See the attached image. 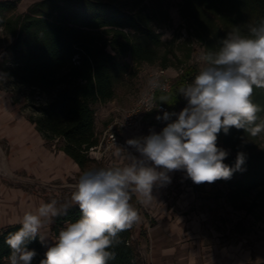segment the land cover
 Instances as JSON below:
<instances>
[{
	"label": "trees",
	"instance_id": "obj_1",
	"mask_svg": "<svg viewBox=\"0 0 264 264\" xmlns=\"http://www.w3.org/2000/svg\"><path fill=\"white\" fill-rule=\"evenodd\" d=\"M184 2L190 19L201 30L206 53L216 51L234 28L246 32L249 26L264 22V0ZM16 9V2L0 3V32L12 40L7 50L16 56L12 65L7 60L0 63V77L11 84L6 91L13 105L25 102L21 112L26 119L45 140L62 141L58 150L84 171L90 163V150L99 142L95 106L115 99L131 64L160 63L163 70L168 69L169 54L161 51L165 43L150 25L149 15L124 11L113 0H41L24 14L16 15ZM192 80L191 72L185 71L170 94H157L158 102L180 105L184 97L179 88ZM2 82L0 79V87ZM162 95L169 97L168 103L159 101ZM253 99L264 109V89H255ZM258 116V123L264 121V111ZM218 135L234 153L225 164L234 167L237 153L245 154L237 185L245 183L246 188L264 193V148L258 144L259 135L253 137L236 128ZM132 202L136 203L135 198ZM80 215L78 206L69 207L66 214L55 217L53 233L58 235L67 222H75ZM20 227L0 228V264L11 253L5 243L7 235ZM119 236L121 242L113 249L115 258L109 264H145L132 229ZM27 247L37 253L32 264H39L47 251L44 242L37 237Z\"/></svg>",
	"mask_w": 264,
	"mask_h": 264
},
{
	"label": "clouds",
	"instance_id": "obj_2",
	"mask_svg": "<svg viewBox=\"0 0 264 264\" xmlns=\"http://www.w3.org/2000/svg\"><path fill=\"white\" fill-rule=\"evenodd\" d=\"M203 61L194 79L179 88L186 106L179 113L164 111L156 117L171 122L159 133L150 130L147 136L127 141L139 157L127 154L124 166L83 171L73 185L70 204L53 199L23 214L19 230L5 239L11 249L8 264H32L37 253L28 243L37 237L43 242L42 229L72 205L79 207L80 218L59 230L39 264H109L121 242L119 234L141 219L132 194L140 204H149L155 199L153 187L170 183L168 173L174 170H183L197 185L228 180L242 170L245 154L237 153L234 167L225 164L229 152L218 147V134L231 128L253 137L264 132V121L258 123L264 109L253 99L255 89H264V22L246 32L234 28ZM149 83L154 90L162 87L158 80ZM155 99H146L145 111L158 107ZM168 99L159 97L167 103Z\"/></svg>",
	"mask_w": 264,
	"mask_h": 264
},
{
	"label": "rangeland",
	"instance_id": "obj_3",
	"mask_svg": "<svg viewBox=\"0 0 264 264\" xmlns=\"http://www.w3.org/2000/svg\"><path fill=\"white\" fill-rule=\"evenodd\" d=\"M39 1L41 0H0V3L16 2L15 14L19 15L26 13L30 6ZM113 1L124 11H143L149 15L150 25L160 34L165 43L161 49L162 53L169 54L171 66L166 70H168V77L171 78L174 87L185 71H190L191 77L194 79L203 67V57L207 51L199 37L201 30L190 19V15L185 9L184 0ZM11 43L12 40L5 38L0 32V63L7 60L9 65H12L15 61L16 56L7 50ZM131 65L130 72L116 89V98L121 106L129 108L134 106L144 95L151 76L162 69L160 63ZM0 79L3 81L1 90L6 91L8 87H11L7 79L2 77ZM182 104L176 107L166 105L170 109L174 107L181 111ZM24 105L25 102L14 107L22 116L24 114H22L21 108ZM97 109L96 105V113ZM24 111L30 110L24 109ZM161 122L166 125L168 123L163 120ZM258 144L260 149L264 148V132L259 134ZM61 145H63L62 141L49 143L50 147L58 148ZM217 145L228 150L229 155L224 163H229L231 155L234 153L223 144L219 135ZM2 157L7 165V161L11 159V147L6 140L0 138V158ZM99 167L105 166L92 168L91 165L87 166L88 170ZM238 171L237 175L223 183L197 185L187 178L186 173L182 170L180 175L184 173L182 176L184 182H176V185L178 188L186 185L180 190L187 191L186 189L189 188L192 194L191 201L187 203L188 206L183 211L186 216H192V220L197 224L196 234L206 246L227 249L231 255L236 253L244 255L246 264H264V193L258 194L257 190L246 188L245 183L238 186L237 183L242 179V172ZM75 180L70 178L69 184H73ZM62 197V194H57L56 189L49 188L46 182L42 183L28 172L13 171L10 175L0 176V228L20 220L25 212H34V209L39 206V201L46 203L55 199L61 205L64 201ZM4 264H8V261Z\"/></svg>",
	"mask_w": 264,
	"mask_h": 264
},
{
	"label": "crops",
	"instance_id": "obj_4",
	"mask_svg": "<svg viewBox=\"0 0 264 264\" xmlns=\"http://www.w3.org/2000/svg\"><path fill=\"white\" fill-rule=\"evenodd\" d=\"M168 75V70H165ZM12 98L9 93L0 89V138L6 140L11 147V159L7 161L8 171L28 172L51 189H56L57 194H62L63 204H70L73 185L78 181L83 172L79 165L56 147H50L49 143H59L60 140L47 141L36 130L26 117L14 109ZM96 132L101 135L109 126L114 117L129 107L121 106L118 99L107 104H97ZM23 114V113H22ZM176 117L172 120H175ZM171 122V121H167ZM155 123V124H154ZM160 124V125H159ZM161 121H147L137 135L123 132V138L138 139L148 135L151 128L157 132L164 128ZM127 155L115 151L104 160H97L93 153L89 154L92 167L104 165L105 167L124 166L128 163ZM137 157L139 153L137 152ZM88 170L86 169L84 171ZM182 170H174L168 175L171 182L153 187V199L149 204L143 205L138 202L137 196L132 194L136 203H131L138 209L141 217L140 222L132 229V239L138 247L139 253L145 264H246L244 255L230 254L227 249L210 248L196 234V223L192 216L185 215L183 209L191 201V191L180 190L176 182H184L180 175ZM76 179L69 184V179ZM44 203L39 201L38 205ZM61 204V205H63ZM72 205L70 207H75ZM36 209H34V212ZM32 212V211H31ZM54 219L51 224L42 229L43 241L46 247L54 246L57 237L52 231ZM19 220L2 226L20 225Z\"/></svg>",
	"mask_w": 264,
	"mask_h": 264
},
{
	"label": "built area",
	"instance_id": "obj_5",
	"mask_svg": "<svg viewBox=\"0 0 264 264\" xmlns=\"http://www.w3.org/2000/svg\"><path fill=\"white\" fill-rule=\"evenodd\" d=\"M158 80L162 85L159 89H152L149 86L140 98V100L132 107L124 109L120 112V115L113 118L109 126L102 132L101 135H98L99 142L98 145L90 150V154L93 153L95 159L104 160L108 156L112 155L113 152L118 151L124 155L131 154L137 157V152L134 148L127 144V141L123 138L122 133L128 132L132 135H137L142 131L145 123L147 121L157 122L156 117L158 115L162 116L164 111L176 112L179 113L180 110L170 109L165 103H160L157 100V94H170L174 89V84L170 77H168L165 70L160 69L154 75L151 76V80ZM190 83V82H187ZM186 83V84H187ZM155 96V103L158 107L154 108L152 111H145L146 104L145 101L148 97ZM187 104V101L184 100L181 109H183ZM175 116L172 117L174 119ZM162 121V120H160ZM151 130L156 131L153 127ZM10 175L5 159L0 158V176Z\"/></svg>",
	"mask_w": 264,
	"mask_h": 264
}]
</instances>
